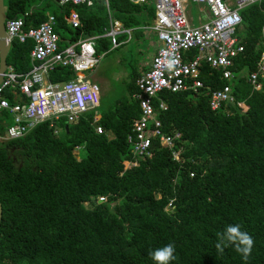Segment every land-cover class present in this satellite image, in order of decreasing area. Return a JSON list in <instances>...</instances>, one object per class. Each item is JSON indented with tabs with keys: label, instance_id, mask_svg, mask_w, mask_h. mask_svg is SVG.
<instances>
[{
	"label": "trees",
	"instance_id": "1",
	"mask_svg": "<svg viewBox=\"0 0 264 264\" xmlns=\"http://www.w3.org/2000/svg\"><path fill=\"white\" fill-rule=\"evenodd\" d=\"M54 2L3 0L4 14L21 17L24 30L52 15L60 49L101 36L109 20L131 30L129 42L141 39L146 46L145 34L149 41L156 38L148 29L152 0L64 5L46 14ZM70 10L77 13L78 28L63 20ZM239 16L235 37L242 52L230 68L236 79L220 80L204 64L199 74L204 86L229 84L233 102L210 111L202 94L158 93L151 104L159 129L179 138L172 149L152 139L149 157L135 167L123 171L121 162L131 160L126 137L139 116L132 95L147 69L138 71L139 63L130 66L122 97L110 104L100 97L99 106L75 123L55 124L56 135L42 122L22 138L2 140L12 120L0 111V264H155L149 253L167 244L175 246L171 264H264V91H253L245 80L264 51V0L242 8ZM125 39L121 35L117 41ZM31 48L29 40L11 41L6 65L27 73ZM94 49L97 56L107 53L109 40L97 38ZM72 77L65 67L49 74L53 82ZM5 97L11 105L12 95L6 91ZM160 102L165 109L158 108ZM96 115L99 134L93 128ZM178 149L176 161L171 151ZM236 224L254 240L246 261L232 245L223 255L215 248L219 234Z\"/></svg>",
	"mask_w": 264,
	"mask_h": 264
},
{
	"label": "built area",
	"instance_id": "2",
	"mask_svg": "<svg viewBox=\"0 0 264 264\" xmlns=\"http://www.w3.org/2000/svg\"><path fill=\"white\" fill-rule=\"evenodd\" d=\"M100 0H55L57 6H91ZM132 4L148 3L149 0H127ZM259 0H152L154 18L151 27L161 44L154 52L149 66L135 81L137 92L132 95L139 108V116L132 121L130 134L126 137L131 160L121 162L123 171L135 167L137 160L149 157L152 139H157L160 147L172 149L179 134L164 135L155 119L152 99L162 91L170 93L190 92L207 98L210 111H217L223 104L232 103L231 86L220 88L204 86L199 79L202 65L219 73V79L230 83L236 75L230 70L233 59L242 52V45L235 37L240 25L239 11ZM106 3V0H104ZM188 4L197 7L199 16L196 26L187 11ZM205 17V18H203ZM71 28L80 26L77 13L70 10L63 18ZM22 18L6 19L4 30L6 42L29 40L30 70L25 74L15 73L6 66L0 81V111L11 114L12 123L6 128L2 140L22 138L36 125L48 122L57 134L55 124L64 120L73 124L84 113L94 111L99 106L100 93L96 83L88 81L82 72L94 68L97 63L94 41L99 37L109 40L111 49L127 42L131 30L124 29L116 20H109L108 29L101 36L79 38L76 42L60 49L58 36L54 33L55 19L47 14L46 20L37 27L24 30ZM126 35L124 42L117 41ZM193 51V54L190 52ZM58 67L69 68L72 79L63 82L49 80V74ZM246 83L253 91H264V51L256 69L245 75ZM12 95L13 103L8 104L5 92ZM242 108V104H238ZM165 109L163 103L158 104ZM98 116L93 117V125ZM97 134L101 128L95 125ZM80 148L74 147V152ZM172 159L178 160L180 149L171 151ZM192 175V174H190ZM102 201L103 198H98ZM98 202V201H97Z\"/></svg>",
	"mask_w": 264,
	"mask_h": 264
},
{
	"label": "rangeland",
	"instance_id": "3",
	"mask_svg": "<svg viewBox=\"0 0 264 264\" xmlns=\"http://www.w3.org/2000/svg\"><path fill=\"white\" fill-rule=\"evenodd\" d=\"M40 6L44 7L45 3L42 2ZM196 8L202 9L203 7H197L195 5L190 6L189 4L187 6V11L194 21L198 16V10ZM44 10L46 14L52 13L57 10V4L55 2L54 4L50 3ZM194 25H197V23H194ZM144 39L148 40L146 46L142 41L136 39L116 49H111L110 47L107 53H102L97 56V63L94 68L81 73L88 81L98 85L100 97L103 96L104 103L110 104L125 94L124 86L131 65L133 66L135 63H139L137 65L138 71L141 70L142 66H149L154 52L161 44L154 37H151L149 41L148 35H145ZM142 59L144 61L141 62ZM96 117L97 115L95 118Z\"/></svg>",
	"mask_w": 264,
	"mask_h": 264
},
{
	"label": "clouds",
	"instance_id": "4",
	"mask_svg": "<svg viewBox=\"0 0 264 264\" xmlns=\"http://www.w3.org/2000/svg\"><path fill=\"white\" fill-rule=\"evenodd\" d=\"M234 246V250L241 254L243 260H247L251 255L254 246L253 238L244 231H241L239 224L229 225L224 233L219 234V240L215 244L217 253L223 255L225 247ZM149 255L155 261V264H171L175 260V246L167 244L162 248L155 249Z\"/></svg>",
	"mask_w": 264,
	"mask_h": 264
},
{
	"label": "water",
	"instance_id": "5",
	"mask_svg": "<svg viewBox=\"0 0 264 264\" xmlns=\"http://www.w3.org/2000/svg\"><path fill=\"white\" fill-rule=\"evenodd\" d=\"M98 3H104V0L98 1ZM6 20V16L4 14V6L3 0H0V81L2 79V74L6 69V55L10 48V43L6 42V34L4 30V21ZM95 124L93 125V128ZM101 201L98 200V203ZM0 216H1V207H0Z\"/></svg>",
	"mask_w": 264,
	"mask_h": 264
},
{
	"label": "crops",
	"instance_id": "6",
	"mask_svg": "<svg viewBox=\"0 0 264 264\" xmlns=\"http://www.w3.org/2000/svg\"><path fill=\"white\" fill-rule=\"evenodd\" d=\"M197 10H198V12H199V10H201L200 8H196ZM198 16H199V14H198ZM203 18H205V17H203ZM194 23H196V20L195 21H193V26H196V25H194ZM131 34V33H130ZM145 35H148V34H145ZM130 37H131V35H130ZM262 37H263V39H264V28H263V30H262ZM140 41H141V39H139ZM121 42V41H120ZM124 42V41H123ZM127 42H129V40L127 41ZM127 42H125V43H123V44H120V46H122V45H124V44H126ZM147 68V67H146ZM98 86V85H97Z\"/></svg>",
	"mask_w": 264,
	"mask_h": 264
},
{
	"label": "flooded vegetation",
	"instance_id": "7",
	"mask_svg": "<svg viewBox=\"0 0 264 264\" xmlns=\"http://www.w3.org/2000/svg\"><path fill=\"white\" fill-rule=\"evenodd\" d=\"M14 160V158H12Z\"/></svg>",
	"mask_w": 264,
	"mask_h": 264
}]
</instances>
